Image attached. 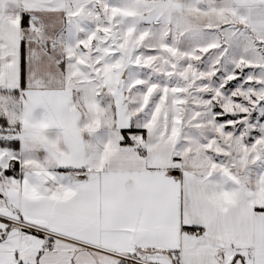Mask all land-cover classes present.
Returning a JSON list of instances; mask_svg holds the SVG:
<instances>
[{
	"label": "snow or ice",
	"instance_id": "snow-or-ice-1",
	"mask_svg": "<svg viewBox=\"0 0 264 264\" xmlns=\"http://www.w3.org/2000/svg\"><path fill=\"white\" fill-rule=\"evenodd\" d=\"M0 264H264V0H0Z\"/></svg>",
	"mask_w": 264,
	"mask_h": 264
}]
</instances>
